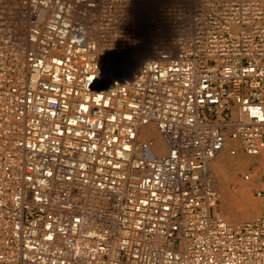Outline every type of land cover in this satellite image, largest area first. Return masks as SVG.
Listing matches in <instances>:
<instances>
[{
	"label": "built area",
	"instance_id": "2783aa9c",
	"mask_svg": "<svg viewBox=\"0 0 264 264\" xmlns=\"http://www.w3.org/2000/svg\"><path fill=\"white\" fill-rule=\"evenodd\" d=\"M0 264H264V0H0Z\"/></svg>",
	"mask_w": 264,
	"mask_h": 264
},
{
	"label": "bare ground",
	"instance_id": "6f19581e",
	"mask_svg": "<svg viewBox=\"0 0 264 264\" xmlns=\"http://www.w3.org/2000/svg\"><path fill=\"white\" fill-rule=\"evenodd\" d=\"M144 132V130H142ZM150 135L154 136L156 138L157 144L159 147H162L159 137L155 131H150ZM162 149V148H161ZM254 159L249 158L245 155H242L241 153H238L235 156H230L226 149L222 150L218 156L213 159L209 165L208 170L209 173L213 178H215V181L217 182L218 187L220 188V191L223 195L222 198V207L221 212L226 213L227 215H224V220H226L229 223L236 222L233 224H242L244 221H239V217L236 216V214L232 215L230 213V204H232L233 199L235 197L244 199L246 201V193H247V183L242 181L241 179H237V172L245 168V165L248 163L253 162ZM258 164L254 167L253 174L258 178ZM212 173V174H211ZM214 181V180H213ZM233 184L235 187L233 189L230 188V185ZM237 200V199H236ZM249 215L252 214V210H250ZM257 212V211H256ZM255 212V213H256ZM219 213V212H218Z\"/></svg>",
	"mask_w": 264,
	"mask_h": 264
},
{
	"label": "rangeland",
	"instance_id": "374dc122",
	"mask_svg": "<svg viewBox=\"0 0 264 264\" xmlns=\"http://www.w3.org/2000/svg\"><path fill=\"white\" fill-rule=\"evenodd\" d=\"M243 173V170H240L237 172V179H241V174ZM212 174V173H211ZM213 177V175H212ZM214 180V186L216 188V190L219 193V203L217 205V213L224 218V215H227L226 213L221 212V200L223 198V195L220 191V188L217 185V182L215 181V178H213ZM247 183V193H246V201L244 199L235 197L233 199L232 204H230V213L233 215L236 214V216L239 217V221H244V222H249L251 220H253V218L256 216L257 212H258V200L255 198L254 196V190L257 188L258 186V180H257V175L255 176L253 173L251 175V179L249 181L246 182ZM235 187V185L231 184L230 188L233 189ZM237 199V200H236ZM250 210H252V214L249 215ZM257 211V212H256ZM256 212V213H255ZM232 223H236V222H232ZM173 248L175 249L177 247V242L173 241L172 243Z\"/></svg>",
	"mask_w": 264,
	"mask_h": 264
}]
</instances>
